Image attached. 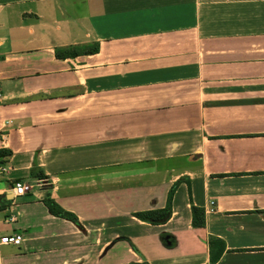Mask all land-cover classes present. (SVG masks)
Listing matches in <instances>:
<instances>
[{
  "label": "crops",
  "instance_id": "1",
  "mask_svg": "<svg viewBox=\"0 0 264 264\" xmlns=\"http://www.w3.org/2000/svg\"><path fill=\"white\" fill-rule=\"evenodd\" d=\"M175 183L166 223L134 216ZM17 234L0 264H264V0H0V237Z\"/></svg>",
  "mask_w": 264,
  "mask_h": 264
},
{
  "label": "trees",
  "instance_id": "2",
  "mask_svg": "<svg viewBox=\"0 0 264 264\" xmlns=\"http://www.w3.org/2000/svg\"><path fill=\"white\" fill-rule=\"evenodd\" d=\"M98 51V45L91 43L81 46H69L66 48L55 49V57L57 59L74 58L81 55H91ZM32 177H40L41 173L31 172ZM177 183H175L168 192L166 206L160 210L146 211L142 213H136L134 216L141 221L147 222L152 225H162L166 223L171 216V200ZM44 205L54 216L69 219L71 221H77L76 217L70 213L63 211L52 199L49 197L43 200ZM192 226L202 227L204 225V212L202 209L195 206H191ZM220 254L211 258L210 262H215L219 258ZM137 264V263H134ZM146 264V263H145Z\"/></svg>",
  "mask_w": 264,
  "mask_h": 264
},
{
  "label": "built area",
  "instance_id": "3",
  "mask_svg": "<svg viewBox=\"0 0 264 264\" xmlns=\"http://www.w3.org/2000/svg\"><path fill=\"white\" fill-rule=\"evenodd\" d=\"M32 189V186L29 185V184H26V183H15L11 189H10V192L12 193V196L13 197H16V196H21V195H24L28 192H30V190ZM7 220L9 222H14L16 221V216L12 213H10L8 216H7ZM22 241V236L21 235H6V236H3V237H0V244H3V245H15V246H18Z\"/></svg>",
  "mask_w": 264,
  "mask_h": 264
},
{
  "label": "water",
  "instance_id": "4",
  "mask_svg": "<svg viewBox=\"0 0 264 264\" xmlns=\"http://www.w3.org/2000/svg\"><path fill=\"white\" fill-rule=\"evenodd\" d=\"M10 189H11V187H10Z\"/></svg>",
  "mask_w": 264,
  "mask_h": 264
}]
</instances>
